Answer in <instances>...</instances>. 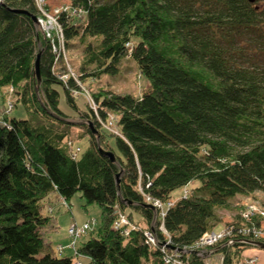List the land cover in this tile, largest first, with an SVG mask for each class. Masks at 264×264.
Returning a JSON list of instances; mask_svg holds the SVG:
<instances>
[{"label":"trees","instance_id":"trees-1","mask_svg":"<svg viewBox=\"0 0 264 264\" xmlns=\"http://www.w3.org/2000/svg\"><path fill=\"white\" fill-rule=\"evenodd\" d=\"M70 7L83 16H58L65 47L75 37L99 39L97 48L87 45L78 79L55 72L60 58L32 19L40 15L36 0H0V89L14 87L13 103L25 113L0 109V264H74L73 254L57 256L46 245L41 230L51 217L42 202L77 193L101 210V225L77 246L89 264H163L160 250L143 243L154 211L139 188L163 202L182 190L164 218L178 248L219 224L216 210L236 195H264V0H70ZM127 57L147 90L139 97L104 90L95 109H80L77 80L115 74ZM86 64L95 67L87 75ZM61 92L86 121L78 154L67 145ZM111 115L117 133L101 128ZM116 208L138 228L126 236L114 229ZM261 219L237 213L231 223ZM244 248L224 249L225 264Z\"/></svg>","mask_w":264,"mask_h":264},{"label":"rangeland","instance_id":"rangeland-1","mask_svg":"<svg viewBox=\"0 0 264 264\" xmlns=\"http://www.w3.org/2000/svg\"><path fill=\"white\" fill-rule=\"evenodd\" d=\"M36 4L40 11V15L38 16H44L43 13L45 12L51 17L49 21L52 22V27L49 28L50 36L48 38L52 42L55 39L56 51L60 52L61 55L59 57L60 59L56 63L54 69L55 72L58 74L62 73L65 76L64 79H67L68 76H73L74 78L78 79L81 64L85 63L88 57L86 51L87 45L91 44L92 48H97L99 39L87 37L84 38V40H81L79 37H75L69 41L68 47H65L64 40L62 39V35L59 30L60 27L56 25L55 20L57 16L61 14L60 12L62 9L65 8L68 10V14L72 15L70 9V0H36ZM36 28L45 38L47 33L42 28V26L39 24L36 25ZM53 35L56 37L52 39ZM137 41V39H133L131 43L127 45L130 47V51ZM94 68L95 67L93 65L86 64L85 70H82L81 72L82 74L86 73L85 75H87L91 73ZM77 82L80 83L81 89L74 92V100L80 109H86L90 107L95 109L96 102L94 96L104 90H109L119 94H132L139 97L147 90L149 85L147 79L140 73L137 64L128 57L123 58L120 61L118 70L115 74H103L98 78L94 76H87L83 81L77 80ZM0 94L3 95V100H0V109L3 110L6 108L5 113H11V115L15 117H25L23 108L20 105L15 106L13 103L18 97L14 87L2 88L0 89ZM59 106L63 111V114H65V116L62 118H64L65 122L70 124L67 145L71 147V150L75 154H78L81 149L85 147V141L87 140V137H84L86 136L87 131L81 126L82 124L86 123V121L80 117L79 113H77L74 108L68 106L63 93L60 97ZM114 120L115 121L113 123L110 122V119L109 123L107 121L100 122L101 128L108 133H115L118 122L116 118ZM96 135H98V137L100 136L99 130ZM98 137L97 140L99 139ZM139 192L141 193L140 189ZM181 192V189H176L173 192V196L175 198L179 197ZM175 198L163 202L164 207H167L169 201L175 202ZM42 204V213L44 215L50 216L51 218L48 225L43 228L41 232L45 238L46 245H49L50 251L54 255L62 256L56 251V247L59 245L64 247L63 255H71V249L73 250V247L77 248L80 242L89 239L91 233L95 232L96 229L101 225V210L99 205L94 203L84 206L85 200L81 197V193L75 194L70 200H64L63 198H58L56 194H51L42 202ZM146 204L153 206L151 202H147ZM244 209H257L258 213L262 211L264 212V195L257 192L250 196L236 195L230 199L229 206L220 207L216 210V215L220 223L214 227L215 231L220 232L225 230V225H227L229 222L231 223L236 217L237 213L240 214ZM152 210L154 212L156 211L154 210V206ZM160 213L161 210L154 216V218L156 219L157 224L159 222L162 233L166 235L168 231L165 230L166 228L164 225V220ZM123 214L130 222H132L126 213ZM135 217L139 218L138 215ZM85 223L89 224L88 227L85 226ZM71 224H75V227L77 226L76 228L79 227L78 229L83 227L84 232L81 233L82 235H71V230L69 229ZM144 229L147 228L144 227ZM255 242L264 241L260 239L259 241ZM223 243H221V245H223ZM250 247L251 248L245 252L246 255H251L255 258L254 264H264V248L258 246ZM219 250L220 248H218V251L216 250L213 252L212 255L208 257V260L212 261V263L218 262L219 258L221 257V252ZM80 259L82 260L83 264H89V259L87 257H80Z\"/></svg>","mask_w":264,"mask_h":264},{"label":"built area","instance_id":"built-area-1","mask_svg":"<svg viewBox=\"0 0 264 264\" xmlns=\"http://www.w3.org/2000/svg\"><path fill=\"white\" fill-rule=\"evenodd\" d=\"M71 9V7H70ZM66 13L68 14V10L62 9L60 13ZM42 13V12H41ZM72 15H75L77 17H82L83 14L81 10H74L71 9ZM44 16H37L38 21L37 25H41L42 28L46 31L47 35L45 36L46 39H49L50 31L49 28L52 27V22L49 21L51 18L48 14L45 12L43 13ZM56 25H58L60 28V33L63 38V31L60 23L58 22V16L55 20ZM56 36L53 35L52 39ZM50 40V39H49ZM51 41V40H50ZM51 43L54 45L53 50L55 53H57V58H59L60 52L56 51L55 47V39ZM116 117L114 115L110 116V122L113 123ZM109 119L107 122L109 123ZM106 122V123H107ZM117 133V129L115 131ZM141 190V193L144 195L146 203L151 202L154 206V216L161 210V216L164 220L165 215L167 213V210L174 204V201H169L167 207H164L163 201L156 198H151L148 195H145L143 193V189L139 188ZM187 190L184 192V195L186 196ZM171 200V199H170ZM153 201V202H152ZM159 204H157V203ZM155 204V205H154ZM116 219L114 221L113 227L116 230H119L122 234L125 236L130 233V231L137 229L138 227L134 225L132 222H130L127 217L118 209L116 208ZM241 215L244 219L250 220L255 219L256 217H261V222L259 225H251V226H237L235 224H227L225 225V230H222L220 232L215 231V228L209 229L206 232H204L201 237L195 242V244L191 247H183L178 248L173 245L170 234H163L162 229L160 228L159 223L157 224L156 219L153 217L151 228L144 229L142 232V239L143 243L147 245L150 248H156L160 250L161 260L163 264H225L226 262V254L227 251H224V248L226 250L234 249L235 246L239 247H245L240 255L238 257L233 258V264H254L255 258L251 255H246V251L251 248L247 246H258L255 241H259L262 239L264 240V212H257V209L253 210H242ZM88 223H85V226L88 227ZM77 227V226H76ZM75 227V224L70 225V234L74 236H80L81 233L84 232V228L81 227V229H78ZM166 230V229H165ZM167 231V230H166ZM161 235H163V238H161ZM82 235V234H81ZM76 238V237H75ZM254 240V241H251ZM224 242V243H223ZM223 243V245H221ZM218 248H220L221 257L219 258L218 262L212 263V261L208 260V257L212 255L213 252L216 250L218 251ZM222 250V251H221ZM72 254L74 255V264H83L80 257H85L77 252V248L73 247V250L71 249ZM230 251V250H229ZM57 252L59 254L64 253V247L62 245H59L57 247Z\"/></svg>","mask_w":264,"mask_h":264},{"label":"water","instance_id":"water-1","mask_svg":"<svg viewBox=\"0 0 264 264\" xmlns=\"http://www.w3.org/2000/svg\"><path fill=\"white\" fill-rule=\"evenodd\" d=\"M249 1L251 3H254L256 0H249ZM15 11L16 12H20V13H28L26 10H23V9H16ZM32 19L34 20L35 23L38 21L37 16H35V15L32 16ZM41 53H42V51H39L37 53V58H36V61H35V71H36V76H37L39 82L41 80V70H40ZM89 125H90V127L92 129V132L94 134H97L98 133V130L94 127L93 123L90 122ZM99 151H100V153L102 155L108 156L112 161L115 160V156H114V154L112 152L105 151V150H103L101 148L99 149ZM119 175H120V173L117 174V183H119ZM144 206L147 207V208L153 209V206L150 205V204H144ZM256 244L258 245V247L264 248V242H257Z\"/></svg>","mask_w":264,"mask_h":264},{"label":"bare ground","instance_id":"bare-ground-1","mask_svg":"<svg viewBox=\"0 0 264 264\" xmlns=\"http://www.w3.org/2000/svg\"><path fill=\"white\" fill-rule=\"evenodd\" d=\"M36 25H37V22H36Z\"/></svg>","mask_w":264,"mask_h":264}]
</instances>
